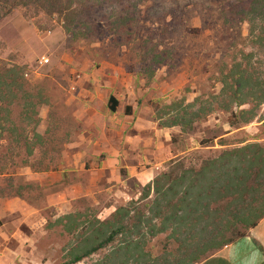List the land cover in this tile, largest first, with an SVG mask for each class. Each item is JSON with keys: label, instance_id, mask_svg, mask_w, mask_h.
Instances as JSON below:
<instances>
[{"label": "rangeland", "instance_id": "rangeland-1", "mask_svg": "<svg viewBox=\"0 0 264 264\" xmlns=\"http://www.w3.org/2000/svg\"><path fill=\"white\" fill-rule=\"evenodd\" d=\"M80 1L0 0V170H3L0 184L9 173L16 180L33 185L25 199L0 196V264H61L70 250H80L97 241L105 235L100 230L107 233L111 230V225H102L96 220H111L119 207L139 210L144 217L151 216L155 200L169 213L165 202H175V191L190 181L191 173L184 170L198 169L202 160L218 156L224 148L264 144V120L255 117L249 123L230 126V113L220 107L224 103L219 94L222 71L234 62L243 61L244 55L250 53L248 67L264 73V51L256 47L260 46L256 42L264 33L259 32L257 21L253 27L249 20L237 14L244 8L240 4L243 0ZM67 4L83 10V16L78 17L82 25L65 28V13L60 14L56 9ZM128 7L130 24L124 37H120L113 18ZM93 25L97 27L96 32L89 31L88 27ZM86 26L89 30L84 33L82 29ZM120 39L129 42L120 43ZM248 62L246 59L245 63ZM14 64L25 69L18 73L21 88L14 89L15 95H12L6 83L11 77L7 70ZM101 67L112 72L118 70V74L123 69L136 73L139 84L136 88H140L136 91L154 112L159 138V128L163 130L162 123L168 122L171 115L159 118V114L172 102H180L182 108L194 102L189 112L198 106L200 112L211 109L185 131L178 125L169 126L180 131L169 134L172 149L176 151L170 159L158 162L154 161L153 152L145 155L148 158L143 161V167L150 173L147 181L130 176L125 169L109 166L100 169L102 159L107 157L105 154L82 156L77 151L81 148L69 144L78 125L69 119L74 115L70 113L72 108L68 113L65 102L78 91L77 74ZM260 78L264 79V75ZM28 104L36 106L37 141L29 139L33 125L28 118L31 110ZM243 107L248 105L239 108ZM239 108L234 106V111ZM263 109L264 105L254 111ZM16 114L21 118L17 119ZM11 116L17 125L22 123L24 127L16 126L15 130L9 126L7 120ZM149 129V132L155 130ZM19 133L27 144L16 140ZM162 174L182 176L179 186L169 188V182L166 183L168 190L163 198L156 192L157 187L165 186ZM216 192L211 199L222 196L221 191ZM238 194L242 197L243 193ZM203 210L199 205L194 212L204 221L187 226L195 232L185 243L179 237L170 239L168 230L145 236L142 251L130 250L129 259L126 256L106 258L122 242L119 236L115 242L76 264H144L173 256L176 246H195V240L203 235L211 234L208 245L230 239L233 231L221 230L213 214L205 218ZM65 214H74L85 222L70 229V220L66 227V220L57 222ZM160 218L154 220L156 227L162 222ZM204 224H209L207 231L202 229ZM236 226L239 232L247 231L245 225ZM182 229L183 226L176 233Z\"/></svg>", "mask_w": 264, "mask_h": 264}, {"label": "trees", "instance_id": "trees-1", "mask_svg": "<svg viewBox=\"0 0 264 264\" xmlns=\"http://www.w3.org/2000/svg\"><path fill=\"white\" fill-rule=\"evenodd\" d=\"M78 2L81 3L82 1L78 0ZM241 2L240 4L244 8L243 10H238L237 14H240V17H243L244 20H249L252 26L255 21H257L259 32L262 31L264 33V0H243ZM133 6L136 7V5ZM222 7L223 5L220 4V11H222ZM56 10L60 14L65 13L63 14V20L66 29L72 24L75 25V27L83 24L78 20V17L81 18L83 16V10L71 8L70 4L63 5ZM128 11L129 7L124 8L118 11V14H116L117 16L115 15L113 18L116 29L118 30V36L120 37H124L125 29L130 24L129 18L131 14ZM225 21L228 22V20ZM85 28L87 30H84ZM88 28L86 26L82 29L84 33L88 32V30L97 31L95 25L89 26ZM112 29L115 31V27H112ZM254 38H256V36ZM127 40L121 41L120 39V43H128L129 40ZM256 43L260 45L256 47L264 51V37H260L259 41ZM251 55L250 53L245 54L243 61L234 62L229 69L225 72H221L222 87L219 94L223 96L224 103L220 105V107H222L224 111L230 113V126L249 123L255 117L264 120V109L261 112H259V110L254 111V109H258L264 105V79L260 78L264 73L260 74V72H255L248 67L250 64L249 57ZM246 59L249 61L248 64L245 63ZM24 69V66L14 64L13 68L7 70V72H10L9 76L11 77L9 82L5 83L10 89V92L13 93L12 95H15L14 89L21 88V85L17 82L19 81L18 73ZM1 83L0 81V84ZM179 103L180 102L176 101L172 102V104L166 106L167 110L159 114V118L163 117V115L171 114L170 120L166 123H162L163 127L178 125L182 131H185L192 126V123L201 119L211 110L209 108L206 112H200L201 108L198 106L195 111L189 112V109L193 105L195 106L194 102L184 104L183 108L179 106ZM117 105V100L113 96H110L108 99V108L111 111H115ZM244 105H248V107L239 108ZM28 106L31 107L28 118L33 125V130L29 139L37 141L38 134H36L34 130V125L37 124L36 106L34 104H28ZM234 106L239 109L234 111ZM174 108L176 110L175 113L173 112ZM129 109V107H125L127 113ZM187 115H189L188 118L186 117ZM16 117L20 119L21 115L18 116L16 114ZM14 119L15 118L11 116V118L7 120L9 126H14L15 130L17 129L16 126H23L22 123L17 125ZM9 129L11 132L14 131L11 128ZM19 135L20 136H18L16 140L27 144L26 139L22 137L20 133ZM34 143L35 141H33V144ZM32 150L33 148L30 146V152H32ZM30 154L32 155L33 153H29L28 155ZM188 172L191 173L190 181L187 183L186 187L184 186L181 190L175 191L174 196H176L177 200L175 202H165L164 204V207L169 209V213H166L165 209L160 206L158 200H155V209L152 210L151 208L153 215L147 217H144V213L139 210L128 211L119 207L112 213L111 220H96V222L102 225L112 226L108 233L100 230V232L105 235L80 250H70L61 264H76L93 253L100 251V249L107 247L110 243L115 242L119 236L122 242L119 243V246H117L118 248L114 249V252H108L105 256L106 258L126 256L127 259H129L127 255L130 250H137L139 248L140 251H142L141 248L144 245L142 240L145 236L148 234L154 235L155 233H163L168 230H170L168 234L170 239H172V237H179V240L185 243L195 232V230L188 229L187 226H195L204 221L202 217H198L195 215L196 213H194L198 206L201 205L204 209L203 212H201L203 217L208 218L213 214L212 217L215 219L214 222L219 224L221 230L233 231L230 239L226 242L217 241L214 245H208V243L212 241L210 237L211 234L209 233V236L203 235L201 238H197L195 240L197 245L195 246H176L174 257L169 255L161 260L157 258L155 261L149 260L148 262H142L144 264H194L210 251L243 236L246 231L239 232L236 226L237 224L245 225V229L248 230L256 225L258 220L264 215V144L246 143L241 146L224 148L220 151L218 156L202 160L198 169L192 167L184 170V173ZM1 173H3V170H0V174ZM162 175H164L163 179L165 186L156 188V192L161 198L165 196L168 190V188H166L167 182H169V188L182 184V176ZM14 177L9 173L4 175L3 181L0 184V196L27 198L31 192V187H33L32 183L16 180ZM156 179L159 180L160 178ZM157 185L160 186L159 183ZM36 187L42 191V187L39 185ZM194 190L196 191L194 192ZM216 191H221L222 196L220 195L219 198L211 199ZM239 191L243 193L242 197L239 196ZM226 197H229V199L225 201ZM131 212L132 214L130 216L129 213ZM157 218L162 220L159 227H156L154 224V220ZM124 219L126 220L123 221ZM63 220H66L64 224L65 227L66 224L69 223L67 220L71 221V225L68 224L70 229L73 226L77 228L78 225L85 222L80 221L74 214H65L58 218L57 222ZM208 225L209 224H204L202 229L207 231L208 229L206 228ZM182 226L183 231L177 234L176 230ZM224 226L225 228H223ZM216 232L218 231H214V233ZM217 235L221 237L224 236L220 231ZM198 241H201V244L198 245ZM121 251L123 252L118 254ZM113 253H115L114 257H111ZM94 264H102V262H95ZM137 264L139 263L137 262Z\"/></svg>", "mask_w": 264, "mask_h": 264}, {"label": "crops", "instance_id": "crops-1", "mask_svg": "<svg viewBox=\"0 0 264 264\" xmlns=\"http://www.w3.org/2000/svg\"><path fill=\"white\" fill-rule=\"evenodd\" d=\"M77 75L78 91L65 102L68 113L72 108L70 113L74 115L69 119L78 125L73 133L75 136L71 137L73 142L69 144L81 148L77 151L82 156L105 154L107 157L102 159L100 169L108 166L125 169L130 176L147 181L150 173L143 167V161L148 158L145 155L153 152L155 162L170 159L176 150L172 149L169 134L177 130L175 127L159 128V138L154 112L136 91H140L136 88L139 85L136 73L123 69L118 74V70L112 72L101 67L82 70ZM110 96L118 102L115 111L108 108ZM126 106L130 108L128 113ZM149 127L155 130L149 132ZM194 264H264V215L243 236L210 251Z\"/></svg>", "mask_w": 264, "mask_h": 264}, {"label": "built area", "instance_id": "built-area-1", "mask_svg": "<svg viewBox=\"0 0 264 264\" xmlns=\"http://www.w3.org/2000/svg\"><path fill=\"white\" fill-rule=\"evenodd\" d=\"M45 61H47V59Z\"/></svg>", "mask_w": 264, "mask_h": 264}]
</instances>
